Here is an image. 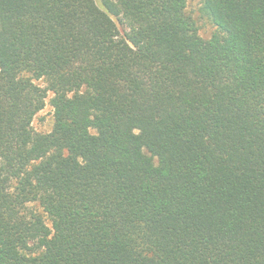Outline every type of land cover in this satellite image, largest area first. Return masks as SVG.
Listing matches in <instances>:
<instances>
[{
  "label": "trees",
  "instance_id": "1",
  "mask_svg": "<svg viewBox=\"0 0 264 264\" xmlns=\"http://www.w3.org/2000/svg\"><path fill=\"white\" fill-rule=\"evenodd\" d=\"M187 2L0 0V264H264V0Z\"/></svg>",
  "mask_w": 264,
  "mask_h": 264
},
{
  "label": "rangeland",
  "instance_id": "2",
  "mask_svg": "<svg viewBox=\"0 0 264 264\" xmlns=\"http://www.w3.org/2000/svg\"><path fill=\"white\" fill-rule=\"evenodd\" d=\"M202 0H188L187 11L196 20L199 34L204 39H209L216 31V27L205 17L200 14ZM34 129L38 132L48 133L53 126V111L47 100L46 107L41 111L33 122Z\"/></svg>",
  "mask_w": 264,
  "mask_h": 264
}]
</instances>
